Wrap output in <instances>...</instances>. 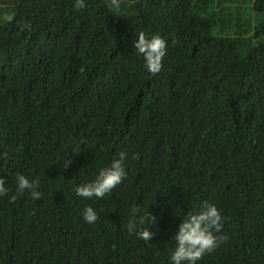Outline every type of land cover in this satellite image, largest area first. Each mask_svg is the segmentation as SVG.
<instances>
[{
    "label": "trees",
    "instance_id": "obj_1",
    "mask_svg": "<svg viewBox=\"0 0 264 264\" xmlns=\"http://www.w3.org/2000/svg\"><path fill=\"white\" fill-rule=\"evenodd\" d=\"M74 4L0 0V264H171L205 201L225 239L197 264H264V0ZM140 31L167 42L156 75ZM120 151L123 182L76 196ZM17 173L41 199L17 194ZM136 207L150 244L127 230Z\"/></svg>",
    "mask_w": 264,
    "mask_h": 264
},
{
    "label": "clouds",
    "instance_id": "obj_2",
    "mask_svg": "<svg viewBox=\"0 0 264 264\" xmlns=\"http://www.w3.org/2000/svg\"><path fill=\"white\" fill-rule=\"evenodd\" d=\"M111 7L120 8V0H111ZM86 7V0H75L74 9L81 10ZM137 54L142 55L145 61V68L152 75L158 74L162 69V61L166 55L167 42L160 35H152L149 37L144 31H140L138 39L133 44ZM6 157V153L4 154ZM128 154L120 151L118 158L113 159L109 167L101 168L95 180L87 184H79L74 191L76 196L85 199L99 198L102 199L112 192L126 178V170L124 161ZM133 159H139V154L133 153ZM71 164V160L67 159L63 164L67 169ZM16 192L18 195L23 194L25 190L31 191V197L34 200L42 198V193L37 191L39 188V178L29 179L23 174L17 173L16 176ZM6 181L0 177V196L8 194L9 189L6 188ZM17 196L13 195L11 200L14 202ZM133 219H130L127 225L129 234H135L145 242L153 240L155 233L151 228H142L138 230L136 216L141 212L140 207L133 210ZM83 219L89 223H95L99 217L92 206H86L83 209ZM225 218L215 204L205 201L201 205V209L197 213L189 212L187 217L183 218V222L179 226V231L175 234L176 247L171 254V264H197L203 256L215 250L218 241L225 239L218 237L223 228ZM145 221L150 225L156 221V217L149 211L139 217V224Z\"/></svg>",
    "mask_w": 264,
    "mask_h": 264
}]
</instances>
